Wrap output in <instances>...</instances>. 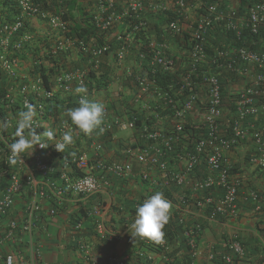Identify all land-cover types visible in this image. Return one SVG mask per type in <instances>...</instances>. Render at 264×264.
Here are the masks:
<instances>
[{"label":"built area","instance_id":"built-area-1","mask_svg":"<svg viewBox=\"0 0 264 264\" xmlns=\"http://www.w3.org/2000/svg\"><path fill=\"white\" fill-rule=\"evenodd\" d=\"M96 1L97 5L92 13L91 22L100 33L113 31L124 18L131 14H135L136 18L140 17L139 13L146 9L148 11L172 9L182 17L184 21L182 25L180 19L168 24V28L177 35L186 34L190 40H193L187 62L177 76L181 85L178 91L158 93L156 96L161 99L158 105L162 108L170 105L169 116L173 125H168L163 115L160 116L151 109L152 112L138 131L137 149L133 150L134 146L125 148L126 154L134 155L135 162L140 165L141 170L138 173L133 172L132 164L129 162H107L101 155L103 139L111 127L116 126L122 130L132 131L135 129L133 120L115 119L111 123L105 110L104 131L100 133L97 130L90 141L80 145L76 144L77 129L75 130L70 124L61 123L58 128L52 129L57 140L61 139L65 132H72L73 143L67 146L71 151L64 150L63 153H68L75 173L69 163L65 162L57 181L50 180L49 176L53 172V167L47 163L48 156L51 152L61 153L55 149L54 145H49L47 148L36 146L28 158L29 162L25 155L22 157L23 163L11 164L13 167L8 172V177L4 182H0L2 186L0 190V224L2 225L0 264H49L43 260L41 246L37 245L35 240L38 219L42 216H56L66 200L75 197L86 199L111 192L112 178L130 179L133 175H137L141 180L149 183L150 188L160 186L167 190L172 188L188 190L189 193L179 195L174 203L176 211L187 213L194 209L200 217L204 215L210 220H216L217 216L224 219L237 217L239 202H249L256 213L264 209V195L247 188L246 185L250 181L245 177V172L248 170V173L251 172L256 178L264 179V52H255L245 46L238 49L233 47V57L228 55L227 51L223 53L219 50L209 55L203 49L206 45V33L217 22L224 25L225 29L236 32V35L245 27L249 28L250 33L257 34L264 27V3L255 4L248 10L247 16H241L236 11L234 0H225L227 1L225 13L219 12L218 3L214 2L206 7L204 14L200 13L199 9L204 5L205 0ZM19 5L23 13L38 17L36 16L37 7L32 0H19ZM45 15L46 13H43L39 18H45ZM50 24L52 27L59 26L57 18L52 16ZM21 27L20 20L0 21V68L10 80L18 76L20 62L15 58H5L3 53L8 51L9 43ZM113 35L120 42L117 58L121 62L131 38L128 35L123 36L117 29ZM27 39H29L28 36H25L24 40ZM72 45L73 41L67 40L54 48L52 53L55 54L58 50L65 51ZM79 46L81 50L94 57V60L89 61L88 66L83 69L60 71L54 77L53 84L48 86L49 89L41 78L28 83L23 82V84L19 82L16 94L7 90L3 95L0 93V102L4 103V109L12 108L17 102L21 110L25 101L35 105L36 124L43 129L46 125L43 126L38 121V118H44L45 114L41 99L52 98L55 90H60L67 95H73L75 92L74 95L77 94L79 97V104L81 97L85 94L77 93L75 89L81 82L85 84L90 70H98L100 57L107 50L105 46L88 49L82 41H79ZM152 51V66L157 64L163 70L180 72L175 60L166 58L155 45ZM220 57L225 60L226 70L236 72L240 76L237 81L231 83L230 87V92L233 94L230 99L235 106L234 111L229 110L227 102L224 97L222 98L218 78L223 74L225 67L218 64ZM237 62L236 68L234 65ZM183 63H181L182 67ZM131 84L137 90L136 97L139 100L147 94L149 87H153L147 79L140 77ZM185 88H190V92L186 95ZM179 96L180 100H177L175 104V97L179 98ZM5 120L9 122L8 118ZM10 125L12 126L11 123ZM40 128L36 129L37 134L42 133L39 131ZM2 132L0 131V163L2 162L1 154L3 156L5 154L8 160L9 145L15 138L13 132L7 136ZM46 142L53 141L46 140ZM159 145L163 146L168 154L161 152ZM175 145H179L180 149L171 157L169 154L174 153ZM242 147H246L245 157L247 158L244 157L240 164L244 170L233 173L227 154ZM197 168H200V174H197ZM70 171L74 173L71 176H69ZM49 199L53 201L52 206L45 209L42 202H50ZM138 205L135 206V210ZM101 208L102 203L96 202L91 208L90 215L96 219V234L104 236L108 233L100 215ZM14 211L17 213L12 214ZM81 224V221L73 223L72 229L76 234L80 232ZM200 231L201 224L196 223L183 232L187 241L185 242L188 248L187 254L192 261L200 259L201 256L208 264H213L215 260H218L217 264L246 263L245 249L236 236L225 242V254H217L212 250L203 253L197 242ZM147 241L141 242L145 252L139 250L134 254L144 255L151 260L155 258V254H158L162 264L173 263V257L169 256L173 250L170 242H166L165 238L162 243ZM75 245L81 264H99V260L93 257L92 249L88 244L81 241L76 242ZM128 261V255L109 251L108 248L102 264H128L130 263ZM178 264L192 263H184L179 258Z\"/></svg>","mask_w":264,"mask_h":264},{"label":"trees","instance_id":"trees-1","mask_svg":"<svg viewBox=\"0 0 264 264\" xmlns=\"http://www.w3.org/2000/svg\"><path fill=\"white\" fill-rule=\"evenodd\" d=\"M235 1L236 11L238 15L241 16H247L248 10L255 4L264 3V0ZM214 2L218 3V11L221 13H225L227 4V1L225 0H205L204 5L199 9L200 13H206L204 12L206 7L209 6L210 3ZM32 3L34 4V6L37 7V11L40 13L39 14L37 12L36 16L39 17L43 13H46L45 18H34L29 16L26 12L23 13L19 8V0H0V21L12 22L15 20H20L22 23L21 29L17 31L15 37L9 43L8 51L6 53H3L4 57L8 59H17L21 63V66H23V63L26 62V59L28 58L27 56L30 57V60L27 62H30L31 68L28 67L27 70H25L24 72L20 71L19 75L14 80H12L15 84H17L16 87H18V84H20L19 82H22L21 84H23V82L28 83L30 81H34L38 78H41L43 79L46 88L49 89L48 86L53 84L52 82L54 75L58 74L61 70L70 71L75 69H82V67H85L87 65L86 61L91 59L94 60V57L91 56L90 53H87L86 57H84L83 55L86 54V51H83L81 49H76L77 53L81 54L80 59L76 61L67 60L64 56L65 52L61 50H58L55 54L52 53V50L54 48H57L60 44L66 42L67 40H72L76 45H79V41L87 43L91 40H93L95 43L100 44L108 43L110 47L109 60L111 59V57L115 59V51L117 49L118 44L115 40H113L114 37L109 40L107 39L106 42L103 39V33L99 34L98 29L95 27L94 23L91 22L92 16L90 13L93 12L94 8L96 7V0H32ZM140 14L144 17L145 21H147L149 28L148 26L147 29L146 26L140 28L138 26V21L136 20L135 14H131L130 16H127L122 21V23H120L115 29H113V31L109 33L105 32L104 35L109 37L110 34H113L116 29L118 30V32L122 30V33L125 34L126 29L128 31L130 28V30H132V41H134L136 46H140L138 51H142V53L147 55V52H149L150 50L149 45L152 43V41H154V38L159 41H162L160 36L161 32L164 30L162 26L165 25L169 20L182 19L180 14L177 11L174 12L173 10H145ZM51 16L57 18V22H59L58 27H52V24H50ZM133 26H136V28L133 29ZM25 36H28L29 39L24 40ZM205 38L206 45L203 49L205 53L209 55L215 54V52L220 50L223 53L227 51L228 55H232L234 57L232 50L233 47L238 49L239 47L243 46L255 52H264V27H262L257 34L250 33L249 28L245 27L241 29V33L236 35V32L231 29H225L224 25H222L220 22H217L214 23L210 30L206 33ZM171 44H173L174 47H177V54H179L180 56L178 61L184 62L183 67L182 65L179 66V71L181 73L185 66V63L187 62V56H189V51L191 50V46L193 45V40H190L188 36L185 35L184 41L180 42L177 38H173ZM69 52L71 53L70 50ZM224 63V58L220 57V59H218V64H221V66L225 67L226 65ZM234 66L237 68L238 62ZM112 67L113 65H109L107 67L103 65V75H100V78L99 76H97L96 73H93V71H91L89 75H87L85 85L87 86L89 93H93L96 97L92 98V100H98L97 94L99 93V91L101 89L105 90L107 88V85H109V72L113 70ZM226 69L227 68L225 67V70H223V74H221L218 79L220 83L222 98L224 97L225 101L227 102L226 104L229 110L234 111L235 106L233 105V102L232 105H229V101L231 102L230 98L233 97V94H231L230 92V87L231 83L237 81L240 76H238L236 72H229V70ZM180 73H175L166 69L163 70V68L157 66L154 68L153 72H148L146 75L148 78L147 81L150 85L153 84V87L148 88L147 94H151L143 96V99L150 98L147 101L148 105H150V109L154 110V112L158 113L160 116L163 115L166 121H168V125H173V121L169 116L170 105H166L164 108H162V106L158 105L161 99L156 98V96L158 93L163 94L170 93L171 91H178V88L181 84L177 76ZM192 78L194 79L193 76ZM127 87L130 90L129 92L132 93V98L130 102H125L126 109L128 111V118L134 121L135 126L139 130L141 128L140 126H142L141 123L144 122V120L148 116L146 115V112L140 110L138 106L135 107V104L132 102L134 100L132 99L135 97L136 93H134L135 91L134 89H132V87L128 85ZM189 92L190 88H185V95ZM0 93L3 95L5 93V90L0 88ZM227 96H230L228 100ZM154 97L156 99H154ZM78 99L79 97L59 98L58 96H54V94L52 98L41 99V104L45 110L44 119H53L50 124L51 129H55L56 127L58 128L59 124L61 123L70 124L75 130L77 129V136H80L81 138H84L86 136V134L81 132L71 122L68 116V111L70 109L79 106ZM177 100H180V96L179 98L175 97V104H177ZM130 104L131 107H129ZM3 105L4 103L0 102L1 120H5L6 118L9 119L10 117L11 120L9 119V122H14V120L12 119L13 115L15 116L16 114L18 116V113L21 111L19 103L17 102L16 104H14V106H12V108L8 110L4 109ZM12 131L14 133L15 125L14 127H12V130L8 128V130L3 131L2 133L7 136L10 135ZM39 131L43 132V129L40 128ZM104 139L106 141L109 140L110 134L108 133L104 137ZM108 143L110 142L108 141ZM159 148L160 151H163L166 155L167 152H165L163 146L159 145ZM179 149V145H175L174 153L169 154V156L173 157ZM66 150L68 152L71 151L69 147H66L65 151ZM1 155L2 162L0 163V174L3 179H6V177H8V172L12 170L13 166L11 165V163H9L5 154L4 156L3 154ZM165 155L163 154V156ZM52 160L47 162L48 164L53 166V172L49 176L51 181H57V178L60 172L62 171L61 169L64 167L65 162L69 163L72 171H74V167L70 163V157L63 152L54 153ZM132 169L133 172L138 170L134 166L132 167ZM199 170L200 168L196 169L197 173L200 174V172H198ZM232 170L233 173H239L242 172L244 169L241 165L234 164L232 165ZM72 171H70L71 173L69 174V176L75 173V171L74 173H72ZM132 177H136V180L142 183L144 189L147 188L149 191V183L141 180L139 177H137V175H133ZM127 180L130 179L119 178V185H121V183H123L124 181L127 182ZM249 183V188L264 195V191H259L257 187H254L252 185L251 182ZM153 188L154 191L158 190L157 192H161L163 194L167 191V189L162 188L160 186H153ZM1 189L2 186L0 185V190ZM149 193L151 192L149 191ZM212 194L216 195L217 193ZM119 195V226L124 224L130 226V222L134 218L133 213L135 212V206L138 205V202L128 200V198H123V194H121L120 191ZM49 201L53 203L52 199H49ZM247 205H249V202H239L238 209L242 207H247ZM84 213V210H82L81 218L76 217L74 219V223L83 220V218L86 219L87 217ZM223 219L224 218H222L221 216H217L216 218V220L218 221H222ZM1 230L2 225L0 224V232ZM164 232L166 241L170 242L173 246H176V248L173 250V253L169 255L174 259L173 263L170 264H178L179 258H176L175 254L178 255L179 251L185 252V259L182 260L184 261V263H189V257L187 254L188 248L185 244V242L187 241L186 237L183 235L184 223L181 221L179 214L173 213L172 215H170L169 221L164 228ZM96 235L101 242H104L106 244V248H109V251H115L117 249L115 238H110L108 234L104 236H99L98 234ZM141 242L148 241L146 239L136 237L134 236V234L133 236H127L128 244L124 253L130 255V259L128 261L130 263L128 264H158L157 262H155V258L151 260L147 259V257L144 255L139 256L138 254H134L136 251L139 250L145 252V250L141 246ZM74 247L76 248V245H74ZM245 262H247L246 259ZM217 263L218 260H215L213 262V264ZM164 264L169 263L165 262Z\"/></svg>","mask_w":264,"mask_h":264},{"label":"crops","instance_id":"crops-1","mask_svg":"<svg viewBox=\"0 0 264 264\" xmlns=\"http://www.w3.org/2000/svg\"><path fill=\"white\" fill-rule=\"evenodd\" d=\"M65 58L67 60L70 59L68 56ZM112 64V62L108 63L107 66H112ZM119 82V79L111 81L104 93H101L97 97L110 112V119H114L116 117L120 119L121 117L124 119L128 118V111L126 109L125 102H130L132 93L129 92L127 85H123V81L120 84ZM16 86L17 84L8 79L5 74L2 73L0 68V88L16 94ZM58 97L61 98L62 96L58 95ZM229 105H232V101H229ZM137 106L138 104L135 105V107ZM129 107H131V104ZM146 107L147 105L144 104L143 108ZM9 119L11 120L10 117ZM12 119L14 122L11 123V130L12 127H14L18 116L16 114L15 116L13 115ZM52 120V118L45 119V125H47L45 130L50 129ZM123 131L124 130L118 127L111 128L109 132L110 139L107 141L103 139L104 142L102 145L101 155L107 162H129L132 164V167L134 166L138 169L137 171H134V173H138L141 170V167L135 162V156L126 154L125 150V148L129 146H134L133 150L137 149L138 131ZM94 133L95 132L91 134ZM91 134L87 135L85 138L86 142H82L81 144H85L87 141H90V138L92 137ZM82 141H84V139ZM108 141L110 143H108ZM245 152L246 147H242L227 154V157L232 165H240L242 163L241 161L245 157ZM26 156V160L29 162L28 158H30V155ZM48 159L52 160L51 157H48ZM198 172H200V170ZM245 173V177L252 183V185L257 187L259 191L263 192L264 179L256 178V176H253L251 172L248 173V170ZM111 181V192L101 193L86 199H78L75 197L73 199L66 200L64 201V205H62L58 210L56 216H42L41 219H38L37 228L35 230V240L37 245L41 246L44 261H47L49 264H81L79 260V253L75 250L74 245L76 242L82 241L91 247L93 257L99 260V264L103 263V258L106 256V250L108 248H106V244L101 242L95 234L96 219L90 215L91 208L94 204H96V202L102 203L100 215L109 237L116 239L115 243L117 249L115 251L117 253L125 254L124 251L126 250L128 244L127 236L133 235L131 225L135 219V212L133 213L134 218L130 222V226L125 224L119 226V191L123 194V198H128V200L138 202L137 204H142L144 201L142 198L150 197L158 190H155V192L154 188H150L149 191L151 193H149L148 189H144L142 183L136 180V177H131L130 180H127V182L124 181L121 185H119L118 178H112ZM183 193L184 191H182L181 188H172L171 190H167L163 195L172 205L170 215L173 213L179 214L180 219H184V223L186 224L189 223V221L201 224V232L197 236V242L199 249H201L203 253L212 250L217 252V254H225V242H228L231 238L236 236L241 242L243 248L247 251L245 258L247 262L245 264H264L263 210L260 213H256L250 205H247V207L239 209V213L235 218H226L222 221L210 220L204 215L200 217L194 209H191V211L187 213L176 211L174 203L177 201L179 195ZM42 203H44L45 209L52 206V203L48 201ZM82 210H84V214L87 218L80 220L82 222V228L80 232L76 234L72 229V225L76 217L81 218ZM16 213L17 212L14 211L12 214ZM171 246L174 248L173 245ZM21 250L23 251V247H21ZM184 254L185 252L179 251L178 255L175 254V256L181 258L182 260L185 259ZM157 256L158 255L156 254L154 256L155 262L162 264ZM204 260L205 259L201 256L200 259L193 261L189 258V262L192 264H208V262H204Z\"/></svg>","mask_w":264,"mask_h":264},{"label":"clouds","instance_id":"clouds-1","mask_svg":"<svg viewBox=\"0 0 264 264\" xmlns=\"http://www.w3.org/2000/svg\"><path fill=\"white\" fill-rule=\"evenodd\" d=\"M84 1H86V0H84ZM234 3L236 5V1H234ZM96 5H97V3H96ZM95 8H94V10H95ZM171 8H172V5H171ZM143 11H145V10H143ZM143 11H141V12H143ZM92 13L93 12L90 13L91 16H92ZM34 18H39V17H34ZM136 20L138 21V26L140 28L144 27V26H146V29H147V26L149 28L147 21H145L144 17L141 14H140V17L138 16V18H136ZM175 20L176 19L169 20L165 25L162 26L164 29L160 34L162 41H159V40L154 38V41H152V43L149 45L150 50H149V52H147V55L142 53V51H138L140 46H136L134 41H132V38H131L132 30H130V28L128 31L126 29L125 34H123L122 30H120V32H119L120 34H122L123 36L128 35L131 38L130 45L126 49L125 54H124V58L122 59L121 62H119V59L117 58V54H118L117 51H118V47H119L120 42H118L116 40L115 35H113L114 33L110 34V36L107 37L106 35H104V33L102 34V33L98 32L99 34H102L104 36L103 39L106 42H107V39L109 40V39L114 37L113 40H115L118 44L117 49L115 51V59H113L111 57V59L109 60V58H110V47H109L108 43L100 44V43H95L93 40L88 41L87 43H84V45H86V47L88 49L89 48H95V47L100 48L103 46L107 47V50L100 57V64H99L98 70L97 71L90 70L89 73L91 71H93V73H96L97 76H99V78H100V75H103L102 74L103 73L102 66L104 65L107 67L108 63L112 62L113 63L112 64L113 70L111 72H109V82L111 83V81L119 79V81H120L119 84L122 83V81H123V85H128V86L132 87V89H134V91H135L134 93L137 94V90H135V87L131 83L135 82V80L138 77L148 80V78L146 76L147 73L152 72V70L155 67H157V64H154L153 66L151 64L152 58H153L152 57L153 56L152 49H153L154 45L157 47V49H160L162 55H164L166 58L175 60V62H176L175 64L178 66V68L181 65V63H183L181 61L180 62L178 61L180 56H179V54H177V47H174V45L171 44V41L173 38H177L180 42H182V41H184L186 34H184L183 36L177 35V33H175L173 30L168 28V24H170V22H173ZM180 20H181L180 22L182 25L184 23V21L182 19H180ZM120 23H122V21ZM135 28H136V26H133V29H135ZM79 47H80L79 45H76L73 42V45L71 47H69V48H67V50L63 51V52H65L64 56L70 57V59H68V60H71V61H76V60L80 59L81 54H78L76 51V49H80ZM69 50L71 51V53L69 52ZM87 53L88 52H86V54H84L83 56L86 57ZM75 57H76V59H75ZM89 61L90 60L86 61V64H87L86 66H88ZM27 63H29L28 67L31 68L30 62H27ZM48 66H51V65H48ZM22 67L23 66H21V63H20V69L18 70V75H19V72L22 70ZM85 67H82V69ZM61 71H63V70H61ZM172 72H173V70H172ZM89 73H88V75H89ZM178 73H180V72H178ZM56 75H54V77ZM54 77H53V79H54ZM105 90L101 89L99 91V93L97 94V97L101 93H104ZM128 90H129V88H128ZM75 91L77 93H80V94H85L84 96L81 97V99L79 101V106H77L73 109H70L68 111V116H69L71 122L81 132L86 134V136L84 138H81L80 136H77V134H76V139H77L76 144L77 145L81 144L82 140L87 137V134L89 135L93 132H96L97 130L100 133H102L104 131L103 124H104V120H105L106 111H107L108 119L111 121V123L115 119H118L119 121H131L130 118L124 119L123 117H121V119L118 117H116L114 119H110V117H109L110 112L108 111V109L103 105L102 102H100L98 100H92V98H96V97L93 93H89L87 86L83 82H81L77 86ZM73 93H75V92H73ZM149 94L150 93L145 94L144 96H147ZM58 95H61L62 96L61 98L77 97V94H75V96L67 95V94L61 92L60 90H55L54 96H58ZM149 99L150 98H147V99L142 98L139 100L135 95V97L132 99L134 101H132V102L135 105L138 104V107L140 108V110L146 112V115L149 116V114L153 111V110L151 111V109L149 107L150 105H148V103H147V101ZM144 104L147 105L146 108H143ZM36 117H37L36 106L25 101L24 106H23V110H21L18 113V119L16 120V123H15V131H14L15 139H14V142H12L9 145V149H10V155L8 156L9 163H11V164H16L17 162L23 163L22 157L25 155H31L34 152L36 146H39L40 148H47L49 145H54L55 149L58 152H63L68 145L73 143L72 132H70V131L65 132L63 134L62 138L57 140L55 132H54V130L51 129V127H50V129L45 130L47 125H46V127L43 128V132L41 134H37L36 129L40 128V127L36 124ZM10 126L11 125L7 120H0V131H6V130H8V128ZM113 127H116V126H113ZM140 127H142V126H140ZM134 130L139 131L136 126H135ZM134 130H132V131H134ZM125 131H130V130H124L123 132H125ZM109 132L110 131H108L107 134ZM91 135H93V134H91ZM46 140L47 141H53V142L47 143ZM54 153L55 152H51V154L48 157L53 158ZM65 154H68V153H65ZM47 161L49 162L50 160L47 159ZM5 180L6 179H3V177L0 174V182H4ZM182 191H184V190H182ZM185 193H189V191L186 190V191H184V194ZM171 208H172V205H171L170 201H168L164 197L163 193H161V192H156L154 195H151L150 197L145 199L143 201V203L138 205L136 210H135V219L131 225V228L133 229L134 236L140 237L142 239H147V240H150V241H153L156 243H162L164 238H165L164 228L169 221ZM181 221L183 223L185 222L184 219ZM186 221H189V220H186ZM193 224H196V223H192V221H189V223H187V224L184 223V231H185V229L189 228ZM165 240H166V238H165ZM175 248H176V246H174L173 250ZM173 250H172V253H173ZM124 255H128V257L130 259L129 254H124Z\"/></svg>","mask_w":264,"mask_h":264},{"label":"rangeland","instance_id":"rangeland-1","mask_svg":"<svg viewBox=\"0 0 264 264\" xmlns=\"http://www.w3.org/2000/svg\"><path fill=\"white\" fill-rule=\"evenodd\" d=\"M27 57H28V58L26 59V62L23 64L24 67H22L21 72H24V71L28 68V64H29V63H27V61L30 60V57H29V56H27ZM73 95H74V93H73ZM74 96H75V95H74ZM38 121H39V123L42 124V125L45 124V119H43V118H38ZM246 187L249 188V187H250V183L247 184Z\"/></svg>","mask_w":264,"mask_h":264}]
</instances>
